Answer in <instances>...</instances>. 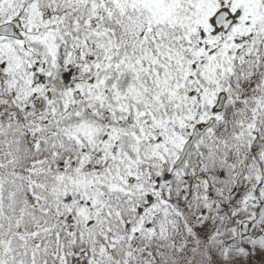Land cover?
<instances>
[{
	"label": "snow or ice",
	"instance_id": "1",
	"mask_svg": "<svg viewBox=\"0 0 264 264\" xmlns=\"http://www.w3.org/2000/svg\"><path fill=\"white\" fill-rule=\"evenodd\" d=\"M0 264H264V0H0Z\"/></svg>",
	"mask_w": 264,
	"mask_h": 264
}]
</instances>
